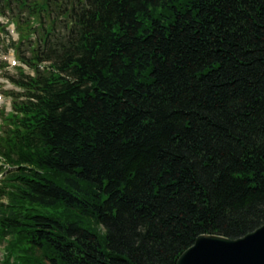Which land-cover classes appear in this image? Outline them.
I'll return each mask as SVG.
<instances>
[{"label":"trees","instance_id":"obj_1","mask_svg":"<svg viewBox=\"0 0 264 264\" xmlns=\"http://www.w3.org/2000/svg\"><path fill=\"white\" fill-rule=\"evenodd\" d=\"M25 108L4 264H177L264 225V0H73Z\"/></svg>","mask_w":264,"mask_h":264},{"label":"water","instance_id":"obj_2","mask_svg":"<svg viewBox=\"0 0 264 264\" xmlns=\"http://www.w3.org/2000/svg\"><path fill=\"white\" fill-rule=\"evenodd\" d=\"M177 264H264V225L236 240L201 235Z\"/></svg>","mask_w":264,"mask_h":264},{"label":"rangeland","instance_id":"obj_3","mask_svg":"<svg viewBox=\"0 0 264 264\" xmlns=\"http://www.w3.org/2000/svg\"><path fill=\"white\" fill-rule=\"evenodd\" d=\"M1 255H2V251L0 250V257H1ZM2 258V257H1Z\"/></svg>","mask_w":264,"mask_h":264}]
</instances>
